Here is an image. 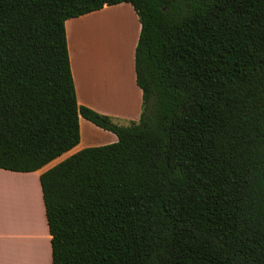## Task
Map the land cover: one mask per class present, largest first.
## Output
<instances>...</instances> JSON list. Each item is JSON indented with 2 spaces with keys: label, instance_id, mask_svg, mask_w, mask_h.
Wrapping results in <instances>:
<instances>
[{
  "label": "trees",
  "instance_id": "obj_1",
  "mask_svg": "<svg viewBox=\"0 0 264 264\" xmlns=\"http://www.w3.org/2000/svg\"><path fill=\"white\" fill-rule=\"evenodd\" d=\"M141 23L137 122L78 104L66 21ZM39 181L52 264H264V0H0V170Z\"/></svg>",
  "mask_w": 264,
  "mask_h": 264
},
{
  "label": "crops",
  "instance_id": "obj_2",
  "mask_svg": "<svg viewBox=\"0 0 264 264\" xmlns=\"http://www.w3.org/2000/svg\"><path fill=\"white\" fill-rule=\"evenodd\" d=\"M125 6L132 11L125 10ZM118 9L125 10L127 15L121 14ZM140 32L141 23L129 3L105 6L99 11L66 21L71 69L80 106L109 116L121 125L140 119L142 90L137 85L135 69ZM79 123L80 143L60 157L62 159L34 173L0 170V264H15L14 239H37L34 233L42 235L49 231L39 181L41 174L82 149L118 141L114 133L82 117ZM85 130L95 140L85 134ZM2 178L19 182V189L25 193L21 198L18 194L22 206L18 202L9 204L5 194L1 196V187L5 185L1 182ZM49 239L51 244L50 234Z\"/></svg>",
  "mask_w": 264,
  "mask_h": 264
},
{
  "label": "rangeland",
  "instance_id": "obj_3",
  "mask_svg": "<svg viewBox=\"0 0 264 264\" xmlns=\"http://www.w3.org/2000/svg\"><path fill=\"white\" fill-rule=\"evenodd\" d=\"M132 8L125 6V10L131 12ZM121 14L127 15L125 10L118 9ZM116 10V11H118ZM90 133L85 130V134ZM90 138H93L90 135ZM95 140V138H93ZM96 142H98L96 140ZM59 160L62 158H58ZM57 161V160H55ZM55 163V162H52ZM34 179V178H32ZM37 226V224L35 223ZM35 226V227H36ZM49 233V231H48ZM36 234L37 239H14L15 243V264H52L51 244L49 234Z\"/></svg>",
  "mask_w": 264,
  "mask_h": 264
},
{
  "label": "bare ground",
  "instance_id": "obj_4",
  "mask_svg": "<svg viewBox=\"0 0 264 264\" xmlns=\"http://www.w3.org/2000/svg\"><path fill=\"white\" fill-rule=\"evenodd\" d=\"M1 182L3 184H5L3 187H1L3 189V192H2V197H4V194H5V198L7 200V202L9 204H11L12 202H15V203H19L20 206L23 205V203L18 200V194H20V198L21 196H25V193L23 191H21L22 189H19V182L16 181V180H13V179H8V178H2ZM16 198H14V197ZM41 223V216L39 218V224ZM41 230V229H40Z\"/></svg>",
  "mask_w": 264,
  "mask_h": 264
}]
</instances>
